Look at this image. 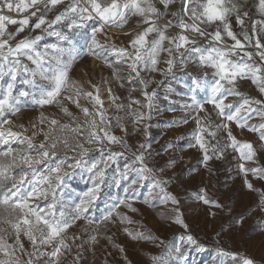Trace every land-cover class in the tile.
<instances>
[{
  "label": "snow or ice",
  "instance_id": "snow-or-ice-1",
  "mask_svg": "<svg viewBox=\"0 0 264 264\" xmlns=\"http://www.w3.org/2000/svg\"><path fill=\"white\" fill-rule=\"evenodd\" d=\"M175 4L176 0H71L68 4H65V0H0V144L7 146L0 151V225H8L12 229V233H8L6 228L0 227V233L14 236V243L9 244L5 235H0V264H40L41 260L44 264H61L63 252L71 251L67 243L68 231L80 220L96 228L117 221L121 224L133 223L120 209L138 211L133 206L136 186L150 177L153 178L152 187L165 193L164 203H180L175 196L166 192L164 185L169 181L155 179L153 169L145 163L143 150L150 147L145 142L138 145L142 151L133 153L135 159L132 165H126L120 172L125 180L130 171L136 174L123 187L125 196L117 197L106 205V211L99 220L89 217L90 208L99 199L106 184V169L110 162H115L116 157L122 155L111 151L108 145L127 147V144L109 131L112 125L103 107L99 87L93 84L94 92L85 91L79 81L71 76L74 65L85 56L101 60L117 78V65H126L130 75L135 73L132 78L142 85V94L148 101L146 107L149 109L156 93L147 91L150 82L141 76V72L167 75L173 73L178 65L180 68H186L189 64L196 66L203 71L204 79L201 82V78H193V88L189 90L193 93L191 103L183 105L194 113L192 119L196 124L187 147L198 148L202 152L201 163L205 167L213 157H223L228 148L237 152L241 161H254L256 150L253 144L238 141L231 127L235 124L237 128L258 132L259 139L264 141V122L259 125L247 122L252 118V113L264 121V102L239 90V81L248 79L264 94V44L260 39L253 43V37L243 28L244 18L248 16L244 3L240 0H180V8L172 10ZM61 6L63 10L56 12L52 18L48 17V13ZM5 10L15 11L19 18L5 15ZM259 11L264 14V0H259ZM233 16L241 25L240 34L233 30ZM133 17L136 18L135 24L122 33L130 37L127 47L108 43L111 38L107 30L123 29ZM8 25L17 27L9 31ZM257 25H261L260 31L264 32V20L252 25L253 33ZM25 29L29 32L39 30L41 34L17 40ZM64 29L77 34L83 32L85 43L77 46ZM173 29L176 31H171ZM45 34L56 37L57 42L45 43L41 49L40 42ZM98 35L105 37L104 43L98 39ZM245 42L255 51H249ZM162 53L167 57L163 60V68L159 67ZM18 83L24 87L17 88ZM198 88L204 89L203 99H197L195 89ZM108 93L113 103L119 99L112 94L111 88ZM81 96L90 98L92 111L79 104ZM229 97L240 99L229 101ZM65 100L80 108L85 117L83 126L79 123L75 126L61 123L41 114L39 123L46 127L33 132L32 136L13 131L11 127L5 128V125L14 123L10 117L16 116L29 103L41 108L58 105L65 115L76 120L63 103ZM132 103L141 102L132 100ZM116 108L119 111L123 105L116 104ZM144 118V113L136 117L137 122ZM115 119L123 131L121 117ZM182 122L188 123V119L184 118ZM18 127L24 132L28 131L23 124ZM32 127L37 126L33 124ZM221 131L226 133L224 143L217 139ZM37 135L43 136L39 144L34 143ZM208 138L216 140V144H210ZM12 142L24 147L14 149L10 146ZM86 145L97 147L93 149ZM61 151L64 152L63 156L58 155ZM91 151L99 152L100 157H89ZM173 163L168 162L169 165ZM133 165L138 166L133 168ZM238 167L245 176L251 173L264 179V168L245 167V163H240ZM76 169L89 174L92 186L78 194V201L65 203L62 190L66 187L67 178L75 174ZM159 171L163 172L164 169ZM116 183L119 186V182ZM245 183L249 189L253 188L247 180ZM196 198L205 205L223 207L218 201L210 199L204 189L197 193ZM144 203H149L147 197ZM173 211L176 213L173 222L187 229L188 225L179 209ZM124 231L134 239H153L142 233L133 234L128 228H124ZM21 236L28 239L32 251L24 248ZM72 239L75 241L79 237L73 236ZM91 240L95 242L96 236H92ZM186 240L198 249L202 247L192 235H187ZM18 252L27 255L28 260L22 261ZM217 253L221 257L218 264H254L252 259L235 252L218 249ZM151 260L152 264H167L160 257L153 256Z\"/></svg>",
  "mask_w": 264,
  "mask_h": 264
},
{
  "label": "crops",
  "instance_id": "crops-1",
  "mask_svg": "<svg viewBox=\"0 0 264 264\" xmlns=\"http://www.w3.org/2000/svg\"><path fill=\"white\" fill-rule=\"evenodd\" d=\"M161 64L159 67L163 68ZM191 65L184 70L187 71L186 76H183L181 71L167 75L160 72L146 74L145 79L150 82L147 91L156 93L150 109L144 106L148 101L142 92L130 99V110H133L134 116L144 113L145 118L140 122L136 119V134L127 139L131 152L128 157H122L125 161L120 163L119 170L122 172L126 165H132L135 159L133 153L142 151L138 145L147 142L150 147L143 150L145 163L153 169L155 179L169 181L164 185L166 192L175 196L180 203H164L165 193L152 187L153 178L150 177L136 186L137 193L133 205L138 211L136 214L134 212V222L124 226L134 234L142 233L145 237L153 238L135 239L144 260L149 264H152L153 256L162 258L167 264H218L221 259L217 253L218 249L250 258L254 264H264V179L254 177L251 173L245 176L238 167L240 163H245V167L264 168V141L259 139L258 132L248 131L247 128L240 129L233 124L232 131L237 140L253 144L256 150L254 161H241L239 154L228 148L220 159L213 157L207 167L201 163L202 152L198 148L187 147L196 124L192 119L194 113H190L183 105L191 103L190 97L193 93L189 90L193 88V78L199 77L201 82L204 79L203 71L195 70ZM210 78L209 76L208 79ZM195 94L197 99H203L204 89H195ZM246 96L264 101V97H256L255 92ZM238 99L240 98L229 97V101ZM132 100L141 103L135 104ZM184 118L188 119V123L182 122ZM247 122L259 125L264 121L252 113V118ZM217 139L221 143L226 142V133L221 131ZM208 140L210 144H216V140ZM169 161L175 163L169 165ZM137 166L133 165V168ZM161 168L164 169L163 172L159 171ZM135 175L134 171H130L126 180L120 176L119 182L122 186L119 197L125 196L123 187L135 178ZM74 177L77 181L84 178L83 175ZM245 180L253 185L252 189L247 187ZM201 189L206 190L208 197L218 201L223 207H212L197 200L196 195ZM146 197L149 200L147 204L144 203ZM113 200L114 198H108L104 207ZM176 208L188 225L187 229L173 222L176 214L173 209ZM122 210L129 216L133 215V212L125 208ZM105 211L103 210V213ZM88 215L94 217V210L90 208ZM81 222L85 227L92 226L84 220ZM187 235H192L202 247L198 249L196 245L189 244ZM224 259L227 260L228 257Z\"/></svg>",
  "mask_w": 264,
  "mask_h": 264
},
{
  "label": "rangeland",
  "instance_id": "rangeland-1",
  "mask_svg": "<svg viewBox=\"0 0 264 264\" xmlns=\"http://www.w3.org/2000/svg\"><path fill=\"white\" fill-rule=\"evenodd\" d=\"M71 0H65V4L70 3ZM241 3H244V9L248 12V16L245 19L244 30H247L248 34L253 37V43L256 39H260L261 43L264 44V32L260 31L261 25L256 26V32L253 33L252 25L256 21L264 20V14H261L259 11V0H240ZM180 8V0H176V4L174 5L172 10H176ZM63 10V7H58L53 12L48 13V17L52 18L56 14V12ZM5 15L12 16L14 18H19L18 14L13 12L4 11ZM136 18H131L129 25H126L123 29L120 28H111L108 29V36L111 38L108 43H114L117 47H127L128 40L130 37L124 36L122 33L130 30V26L135 24ZM164 21H161L163 23ZM231 23L233 26V30L240 34L242 32L241 25H239L235 17L233 16L231 19ZM16 25H8L9 31H14ZM59 27V26H58ZM211 30V29H210ZM64 31L71 35L73 42L79 46L85 43V35L83 32L77 34L72 33L68 29H64ZM90 31V29H89ZM171 31H176L175 29ZM41 34L39 30L35 32H29L28 29H25V32L18 36L16 39H22L25 36L34 37L35 35ZM239 38L243 42V36L240 35ZM98 39L104 43L105 37L103 35H98ZM57 42V38L54 36L44 35V39L40 42L41 49L45 43H55ZM231 43V41H229ZM246 47L247 42H245ZM67 47V45H65ZM249 51H255L254 48L248 47ZM166 54L162 53L161 60L166 59ZM94 60V64L92 61ZM27 63V61H25ZM257 62L259 60L257 58ZM165 67L164 63L161 64ZM195 70H199L196 66L191 65ZM185 68H176L175 71H181L180 73L183 76H186L187 71H184ZM126 73V75H122L121 73ZM149 73L147 71L141 72V76L145 79L146 74ZM71 76L73 79L79 81V83L83 86V90L85 91H93L91 85H96L100 89L101 99L104 101V109L106 110V115L111 122V128L109 131L111 134H114L126 144L128 143L129 136L135 135L137 126L135 124L136 117L134 116L133 110H130V99L133 97H137V94L142 92V85L139 84L137 79H133L135 73H131L127 68L119 69L118 77L113 76V70L109 67H106L101 60H97L94 57L85 56L80 59L73 67ZM7 80V78H5ZM126 81V82H125ZM91 82V83H89ZM129 83L130 85H126ZM239 90L242 91L245 95L248 93L255 92L256 97H264V94H261L256 85L252 84L250 80L245 79L239 81ZM24 87L21 84H17V88ZM111 88L112 94L119 99L113 103L111 97L109 96L108 89ZM79 104L82 107L89 108L90 111L93 110V105L90 102V98H84L81 96L79 98ZM264 102V101H263ZM65 106L69 109L76 120H72L69 116L65 115L58 105H50L45 106L43 108L31 105L29 103L28 107L22 108V111L18 113L16 116H11L10 119L14 122L12 125H5V128L11 127L13 131L21 132L23 135L32 136L33 132H38L40 128L46 127V125H41L39 123L41 114L49 119H60L64 120V123H71L74 126L76 123L84 125L85 117L83 113L80 111V108L76 106V104L71 101H63ZM116 104L123 105L119 111L116 108ZM147 104H144L146 107ZM99 107V106H97ZM121 117L120 123L123 125L124 130H121V127L116 123V117ZM97 119H99L97 117ZM23 124L25 128L28 129L27 132H24L23 129L19 128L18 125ZM35 124L37 127L33 128L32 125ZM102 135V133H101ZM43 139L42 135H37L34 143L39 144V142ZM12 148L17 149L24 146L19 145L18 143L12 142L10 145ZM6 145L0 144V151L6 149ZM86 147H91L95 149L96 145H86ZM108 148L113 152L122 153L116 157L115 162H110V166L106 169V183L103 187V190L100 194V197L97 201H95L94 206L91 207V210H94V218L99 220L103 215V210L105 211L106 207H104L105 202L108 198H117L119 197L120 187L122 183L120 180V163L125 160L122 157H128L131 152L128 145L124 147L120 144L108 145ZM35 155V153H32ZM107 153H105L106 155ZM58 155L63 156L64 152L61 151ZM69 155H71L69 153ZM89 157L99 158L100 153L97 151H91L88 154ZM87 159V157L85 158ZM71 162V161H70ZM71 171V170H69ZM75 175H83L84 178L81 181H77L75 179ZM119 182V186H117L116 182ZM92 186V181L90 180L89 174L82 169H76L75 174L69 176L66 180V187L62 190V198L65 203L69 201H78V194L86 192L89 187ZM27 187V185H26ZM107 188V189H106ZM106 190V192H105ZM134 206V205H133ZM135 207V206H134ZM120 211L125 213V210ZM136 214V212H135ZM134 212L132 216H129L132 219L135 216ZM77 221L76 224L69 229L68 231V239L67 243L71 246V251H64L61 256V264H149L146 260H144V255L141 252L139 245L136 244L135 239L132 236H129L125 231L124 224H121L117 221L115 224H108L107 226L101 225L99 228H96L95 225L92 226H84L83 223ZM0 227H4L7 229L8 233H12V229L8 225H0ZM129 229V228H128ZM131 230V229H130ZM132 231V230H131ZM133 232V231H132ZM134 234V232H133ZM9 244L14 243V236L10 234H3ZM78 236L79 239L73 241L72 237ZM92 236H96V241L93 242L91 240ZM21 240L24 244V248L27 251H32V247L28 239L24 236H21ZM79 246V247H78ZM123 251H120V249ZM20 256L22 261L28 260L27 255H21L19 252L17 253ZM79 257L77 260L76 258ZM43 260L40 261V264Z\"/></svg>",
  "mask_w": 264,
  "mask_h": 264
},
{
  "label": "trees",
  "instance_id": "trees-1",
  "mask_svg": "<svg viewBox=\"0 0 264 264\" xmlns=\"http://www.w3.org/2000/svg\"><path fill=\"white\" fill-rule=\"evenodd\" d=\"M117 68H118V69L126 68V65H117ZM121 74L124 75V76L126 75V73H124V72L121 73ZM125 82H126V81H125ZM126 85L129 86L130 84H129V83H126ZM59 121H60L61 123H64V120H62V119H60ZM70 124H71V123H70ZM72 125H73V124H72ZM73 126H74V125H73ZM17 171H18V170H17Z\"/></svg>",
  "mask_w": 264,
  "mask_h": 264
},
{
  "label": "bare ground",
  "instance_id": "bare-ground-1",
  "mask_svg": "<svg viewBox=\"0 0 264 264\" xmlns=\"http://www.w3.org/2000/svg\"><path fill=\"white\" fill-rule=\"evenodd\" d=\"M92 64H94V60L92 61Z\"/></svg>",
  "mask_w": 264,
  "mask_h": 264
}]
</instances>
